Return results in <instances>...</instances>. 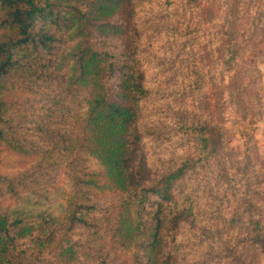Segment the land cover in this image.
I'll use <instances>...</instances> for the list:
<instances>
[{
  "label": "trees",
  "instance_id": "obj_1",
  "mask_svg": "<svg viewBox=\"0 0 264 264\" xmlns=\"http://www.w3.org/2000/svg\"><path fill=\"white\" fill-rule=\"evenodd\" d=\"M143 4L0 0V160L5 149L24 157L59 151L79 189L58 217L0 203V264H112L106 233L121 251L135 250L137 264L176 262L180 229L193 214L192 202L180 209L176 188L192 161L176 160L149 181L141 159V120L156 96ZM193 73L196 92L204 76ZM21 82L39 99L17 115L3 92ZM72 101L83 103L81 116L72 114ZM204 135L201 152L217 154L218 143ZM90 160L99 172L84 171ZM20 183L0 174L10 194L18 195ZM89 190L117 194L116 211L99 208Z\"/></svg>",
  "mask_w": 264,
  "mask_h": 264
},
{
  "label": "rangeland",
  "instance_id": "obj_2",
  "mask_svg": "<svg viewBox=\"0 0 264 264\" xmlns=\"http://www.w3.org/2000/svg\"><path fill=\"white\" fill-rule=\"evenodd\" d=\"M141 2L156 96L141 120L140 158L149 181L176 160L192 161L176 188L180 209L192 202L193 214L183 221L174 264H264V0ZM195 71L204 77L192 92ZM7 88L13 114L39 99L22 82ZM69 105L74 116L83 114V103ZM203 134L218 143L217 154L201 152ZM99 170L94 160L85 164L86 173ZM0 174L21 177L23 186L13 195L2 185L4 209L58 217L79 191L56 150L24 157L5 149ZM88 192L99 208L116 211L117 194ZM105 236L112 264H137L135 250L121 251Z\"/></svg>",
  "mask_w": 264,
  "mask_h": 264
}]
</instances>
